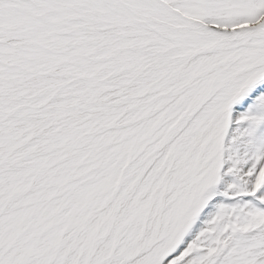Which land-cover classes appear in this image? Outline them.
<instances>
[{
	"label": "snow or ice",
	"instance_id": "6c2138e0",
	"mask_svg": "<svg viewBox=\"0 0 264 264\" xmlns=\"http://www.w3.org/2000/svg\"><path fill=\"white\" fill-rule=\"evenodd\" d=\"M0 264H264V0H0Z\"/></svg>",
	"mask_w": 264,
	"mask_h": 264
}]
</instances>
